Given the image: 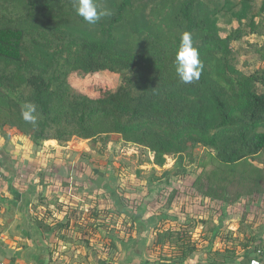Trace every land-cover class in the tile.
Wrapping results in <instances>:
<instances>
[{
  "label": "trees",
  "instance_id": "16d2710c",
  "mask_svg": "<svg viewBox=\"0 0 264 264\" xmlns=\"http://www.w3.org/2000/svg\"><path fill=\"white\" fill-rule=\"evenodd\" d=\"M1 1L0 128L34 145L106 143L118 134L151 152L158 167L200 146L207 164L197 183L207 198L233 204L264 194V68L238 70L232 46L264 36L256 27L264 0H98L114 14L95 25L77 14L75 0ZM185 31L203 62L190 84L175 65ZM70 76L89 80L75 89ZM25 102L37 105L35 125L21 116ZM57 212L65 213L62 205ZM47 218L36 222L44 233Z\"/></svg>",
  "mask_w": 264,
  "mask_h": 264
},
{
  "label": "rangeland",
  "instance_id": "374dc122",
  "mask_svg": "<svg viewBox=\"0 0 264 264\" xmlns=\"http://www.w3.org/2000/svg\"><path fill=\"white\" fill-rule=\"evenodd\" d=\"M3 7L6 8L0 0V9ZM257 21L260 22L256 26L258 31L264 30V14ZM232 46L238 70L251 74L264 68V36H245ZM95 77L116 85L120 83L108 73ZM88 80L76 76L68 78L75 89L87 85ZM206 154L204 148L197 146L182 155L167 157L164 166L158 167L153 164L151 152L118 134L111 133L106 143L99 139H72L66 143L46 141L34 145L18 130L2 127L0 197L15 196L14 191L19 195L26 186H37V191L33 190L30 195L40 200L37 206L45 202L43 199H50L51 207L46 206L47 211L55 212L62 204L67 207L70 228L67 233H59L60 241L100 248L106 254L112 247L134 241V232L142 220L151 230L170 228L191 237L194 228L200 231L220 228L226 240L236 221L243 230L256 224L264 225V194L226 204L207 198L201 192L197 180L202 166L207 164ZM163 214L166 217L159 218V226L157 222L152 225L148 221ZM55 216L63 219L62 214ZM64 224L61 229L66 230ZM98 224L96 230L93 226ZM142 240L144 245L147 241L151 245L150 238ZM254 256L249 252L241 258L246 263Z\"/></svg>",
  "mask_w": 264,
  "mask_h": 264
},
{
  "label": "crops",
  "instance_id": "0c3cea01",
  "mask_svg": "<svg viewBox=\"0 0 264 264\" xmlns=\"http://www.w3.org/2000/svg\"><path fill=\"white\" fill-rule=\"evenodd\" d=\"M33 190L36 192L37 186L33 188L29 185L19 195L14 191L15 196L10 194L11 197H0V261L7 264H247L242 261L243 255L249 252L255 254L258 249L264 252V225L256 224L249 230H243L237 221L232 224V232L226 237L227 240L220 228L212 231L194 228L191 237L170 228L151 230L142 220L139 229L134 232L135 240L128 245L110 248L108 254L100 248L96 250L83 245L75 246L72 241L63 243L59 240V233L69 231V228L61 229L66 222L64 217L68 213L67 207L61 203L62 211L65 212L62 214L63 219L53 225L52 218L46 217L45 209L46 206L51 207V203H48L50 199H43L45 202L37 206L40 200L30 197ZM38 207L43 210H38ZM57 213V210L50 211L48 217ZM160 217L166 216L163 214L148 221L152 225L157 222L159 226L160 219L163 220ZM43 218H47L45 223L51 225L50 232L44 233L37 227L36 222ZM98 226L93 227L97 230ZM160 234L163 236L157 244ZM145 238L151 239V245L147 240L143 244L142 239ZM259 260L264 264V256Z\"/></svg>",
  "mask_w": 264,
  "mask_h": 264
},
{
  "label": "clouds",
  "instance_id": "9594fccd",
  "mask_svg": "<svg viewBox=\"0 0 264 264\" xmlns=\"http://www.w3.org/2000/svg\"><path fill=\"white\" fill-rule=\"evenodd\" d=\"M77 14L89 25L97 24L102 18L111 17L114 13L110 8L102 6L98 0H75ZM176 73L180 81L190 84L198 80L203 71V62L200 59L199 51L194 47L192 34L185 31L176 54ZM21 116L24 121L35 125L39 113L37 105L33 102H25L21 106ZM258 264V262H254Z\"/></svg>",
  "mask_w": 264,
  "mask_h": 264
},
{
  "label": "built area",
  "instance_id": "2783aa9c",
  "mask_svg": "<svg viewBox=\"0 0 264 264\" xmlns=\"http://www.w3.org/2000/svg\"><path fill=\"white\" fill-rule=\"evenodd\" d=\"M262 256V250L258 249L255 253V256L250 260L249 264H254V262H258V264H261V261L259 260ZM0 264H7L4 261H0Z\"/></svg>",
  "mask_w": 264,
  "mask_h": 264
}]
</instances>
